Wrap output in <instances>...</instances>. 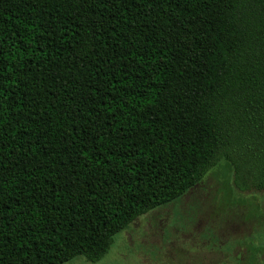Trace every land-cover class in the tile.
Instances as JSON below:
<instances>
[{"label": "trees", "instance_id": "obj_1", "mask_svg": "<svg viewBox=\"0 0 264 264\" xmlns=\"http://www.w3.org/2000/svg\"><path fill=\"white\" fill-rule=\"evenodd\" d=\"M220 161L264 193V0H0V264L98 262Z\"/></svg>", "mask_w": 264, "mask_h": 264}, {"label": "rangeland", "instance_id": "obj_2", "mask_svg": "<svg viewBox=\"0 0 264 264\" xmlns=\"http://www.w3.org/2000/svg\"><path fill=\"white\" fill-rule=\"evenodd\" d=\"M227 170L220 161L182 198L136 218L98 262L65 264H234L248 244L264 248V193L238 191Z\"/></svg>", "mask_w": 264, "mask_h": 264}]
</instances>
